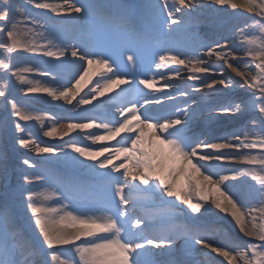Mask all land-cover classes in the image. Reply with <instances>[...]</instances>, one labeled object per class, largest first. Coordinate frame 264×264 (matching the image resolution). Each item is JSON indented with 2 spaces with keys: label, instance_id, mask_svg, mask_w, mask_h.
Wrapping results in <instances>:
<instances>
[{
  "label": "snow or ice",
  "instance_id": "snow-or-ice-1",
  "mask_svg": "<svg viewBox=\"0 0 264 264\" xmlns=\"http://www.w3.org/2000/svg\"><path fill=\"white\" fill-rule=\"evenodd\" d=\"M207 5L249 15L230 36L173 50ZM81 30L100 41L76 40ZM153 32L170 46L153 50ZM0 35V138L44 157H21L11 184L0 153L7 197L0 264H221L211 254L226 264H264V0H0ZM20 53L58 63L14 64ZM9 77L19 97L9 94ZM237 88L245 95L219 109L187 102L189 89L207 98ZM45 97L72 106L77 118L64 122L35 107L33 98ZM217 112L247 119L215 140L191 133L197 119L207 123ZM30 122L64 143L42 145L26 129ZM73 133L104 146L65 140ZM53 157L86 170L90 182L55 186L42 170ZM217 214L251 242L197 222Z\"/></svg>",
  "mask_w": 264,
  "mask_h": 264
},
{
  "label": "bare ground",
  "instance_id": "bare-ground-1",
  "mask_svg": "<svg viewBox=\"0 0 264 264\" xmlns=\"http://www.w3.org/2000/svg\"><path fill=\"white\" fill-rule=\"evenodd\" d=\"M126 2L130 3V4H136V3H139L140 0H126ZM205 3H207V0H205ZM214 9H215V6L207 5L205 8L199 9L196 13H194L193 15H194V17H196V19H194L191 23V25L193 27H191V25H190V27L188 29H186L184 32L177 34V37L180 35H184V37H185L184 41L186 42V44H184V45L182 44V46H180V48H179V46H176V47L174 46L173 50H185L186 45L191 46V47H195L198 44V41H200V40H203V39L210 40V39H217L220 36L222 37L223 31L230 29L232 25H234L232 28H234L235 25H237V24L242 25L244 23V20L242 19V17H247L249 15L248 13L240 12L239 16H234V15L229 14V12H231V10H228L227 12H225V11H219L218 12V11H215ZM198 27L202 28V29H199ZM204 33L206 34L205 36H204ZM156 34H158V32H156ZM197 35L203 36L202 37L203 39L202 38L196 39L195 37ZM20 57L22 59H24L25 61L29 59V58H26L25 56H22V55ZM205 59H207V58L205 57ZM47 61L55 63L54 62L55 60L47 59ZM35 62H37V60H35ZM35 65L41 66L40 63H35ZM42 66L44 68H46L48 65L42 64ZM181 71H182V74L186 75L185 69H181ZM152 72L149 73L150 74L149 76H151ZM225 74L227 76H232L233 79H236V80L239 79L238 77H235L234 74H232L230 72V70H228V69L225 72ZM9 81H10V85H9V88H10L12 86V83H11L12 78L11 77H9ZM161 83H163V82H161ZM168 83L177 84L179 82L178 81H168ZM193 83H196V85L199 86L198 81L193 82ZM241 83H242V81H241ZM89 87H91V85H89ZM87 91H88V89H85V92H87ZM173 91H174V89H173ZM249 91H251V90H249ZM189 93H190V98L188 99L187 102L189 104H191L192 100L195 99L196 102L200 105V107L202 109H205V108L219 109L220 107L225 106L228 103H230L232 100H237V99H240L244 96L243 94L240 93V91H238L236 89H234V92H228V91H225V89H224V90H222L221 93H219L215 96H212V97H207V98H204L201 93L192 92L190 89H189ZM45 99H47V98L45 97ZM105 99H107V98H105ZM214 99L216 100V101H214V104H212L211 106L207 105V103H209L210 101H212ZM40 101H42V100H40ZM181 102H183V101H181ZM51 103H52L51 107L55 110L66 111L68 108H70L69 105H65V104H63V102H51ZM94 103H98V101L94 102ZM37 106L41 109L43 105L40 106L38 104ZM199 122L200 123L198 124V127H197V129H195V131L196 130L202 131L201 135H203V136L205 135V133L207 134V133L212 132L211 133L212 137L210 138V140H215L216 138H218L222 135L228 134L231 131L233 132L234 127L237 126L236 122H234V121H230V123H227V122H224V120L222 121L218 118L215 120L209 121L207 123H205L201 120H199ZM32 123H34V122H32ZM92 131H97V130L93 129ZM74 134H76V133H74ZM68 139H73V138L67 137L66 140H68ZM79 143L82 145L83 144L89 145L92 150H98L102 146H104L102 144L92 145L90 142L87 143L86 141L85 142H79ZM53 158H55V157H53ZM165 199H167V198H165ZM164 208L166 209L165 206L160 205L158 208L155 209V211L162 212V214H163L164 212H166V210L163 212ZM226 218L228 221H230V218H228V217H226ZM181 222H182V220H181ZM213 224H215V223H213ZM230 225L235 227L234 224H232V223ZM218 228L222 232L223 229L221 227H218ZM197 248L201 252L205 251L198 246H197ZM198 258H202V257H198ZM217 261H219V260H217Z\"/></svg>",
  "mask_w": 264,
  "mask_h": 264
},
{
  "label": "rangeland",
  "instance_id": "rangeland-1",
  "mask_svg": "<svg viewBox=\"0 0 264 264\" xmlns=\"http://www.w3.org/2000/svg\"><path fill=\"white\" fill-rule=\"evenodd\" d=\"M13 3L15 4H19L21 3V0H12ZM234 25L231 26V28ZM229 30H232V29ZM79 34L87 36V40H95L97 42L100 41V37L99 36H95L93 37L88 31L82 30L79 33L75 34L74 38L78 37L79 38ZM68 38H72V37H68ZM184 36H180L178 37V44L177 45H182V44H186V42H184ZM4 37L2 35H0V40H3ZM176 45V46H177ZM25 56L26 58H29L28 60H24L22 59L20 56ZM48 58H44V57H39V56H28L27 54H17V58L14 59L13 63L14 64H18V65H23L26 63H40L41 65H55L52 62H47L45 63L44 61H46ZM35 60H37V62H35ZM150 63V62H149ZM249 63H251L249 61ZM41 67V66H38ZM255 70V69H253ZM145 73L147 72V66H145L144 69ZM225 72L227 71V69L225 68L224 70ZM37 79H39V77H37ZM12 86L9 88V94L11 96H18L20 95L17 91H16V85L14 83V81L11 82ZM33 103L35 105V107H37L38 109H40L37 105L39 104L40 106H45L46 109L48 107H51V102H49L47 99H42V101L37 100L36 98H33ZM212 103V101L210 102ZM42 106V108L40 110L44 111V112H48V113H52L56 116H59L62 119V121L66 122L64 119L67 118V111H71L72 113H77L75 110H73L72 106H70V108L67 109V111L63 112L60 110H53L48 108L47 110L44 109ZM88 107V106H87ZM70 114V113H69ZM5 112L3 110V106L0 105V120H3L5 118ZM77 115V114H75ZM77 118V116L75 117ZM49 126V124L46 122L45 124V129ZM26 129L28 130V132H30L33 137L38 140L42 145L43 144H47V145H53V146H57L59 147L60 145H62L64 143V141L56 139V138H48V137H44L42 135V132L40 131V126L36 125L35 123L30 122L29 124L25 125ZM73 139H76L78 142H85V140H82V136H77L76 134H72L71 136ZM67 137H65L66 140ZM69 138V137H68ZM81 138V139H80ZM45 141L46 143H44L43 141ZM87 143L89 141H86ZM0 153H4L7 156V166H8V177H9V183L14 184L16 182L17 176H18V162L19 159L21 157H28L31 158L33 160H38V161H42L44 160V157H40V156H36L34 155L32 152H29L27 150H23V149H19L18 146L15 144V142L10 138H0ZM120 163V162H118ZM19 167H23L22 165H19ZM42 170H46L48 174H50L54 180H55V186L57 187H63L62 181L65 180H81L85 183H89V179L87 177L86 174V170H83L81 168L78 167H74L72 165H70L69 163L65 162L63 159L57 161L56 158H51V161L47 164H42ZM6 193H5V189L3 187H0V203H2L5 199H6ZM181 208H183V205H180ZM21 215V226L25 225L28 227L29 229V234H31V226L28 224L26 219H23V213H20Z\"/></svg>",
  "mask_w": 264,
  "mask_h": 264
}]
</instances>
